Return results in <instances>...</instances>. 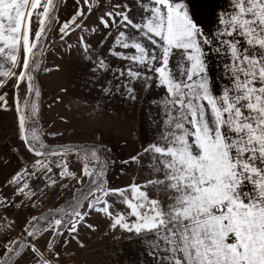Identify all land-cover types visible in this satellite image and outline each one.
Returning a JSON list of instances; mask_svg holds the SVG:
<instances>
[{"label":"snow or ice","instance_id":"6c2138e0","mask_svg":"<svg viewBox=\"0 0 264 264\" xmlns=\"http://www.w3.org/2000/svg\"><path fill=\"white\" fill-rule=\"evenodd\" d=\"M69 2L0 0V111H14L19 161L0 209L32 210L0 213V264H67L101 226L139 249L138 264H264V0L207 13L197 0H71L61 20ZM53 46L97 95L46 133L38 77L61 71L45 65ZM144 101L139 146L115 156L112 132ZM117 160L133 170L123 185L109 179ZM50 193L68 195L35 214Z\"/></svg>","mask_w":264,"mask_h":264},{"label":"rangeland","instance_id":"374dc122","mask_svg":"<svg viewBox=\"0 0 264 264\" xmlns=\"http://www.w3.org/2000/svg\"><path fill=\"white\" fill-rule=\"evenodd\" d=\"M198 6L204 13L215 5L217 8L226 7L227 0H197ZM72 11L71 0L67 9L61 8L60 19L63 20ZM205 22L209 28L214 29L215 24L212 23L210 17L205 15ZM75 39V38H73ZM45 65L47 67L56 68L57 65L61 67V71L53 70L51 73L42 71L38 77V83L41 87V111H40V128L43 132L50 133L53 131L59 132L65 129V125L61 120V116L74 114L78 111V106L83 105L86 101L91 102L97 95L96 92L89 91V87L85 85V70L78 68L74 62H69L67 59H61L60 53L56 51L55 46L51 49V54L47 56ZM210 72L217 85L220 84V73L222 71L221 65L217 62L215 56L209 60ZM61 86L69 89L67 95H62L63 103L56 104L53 101V96L59 92ZM155 93L150 94L154 96ZM12 94H9V102L11 103ZM49 104L52 107L49 108ZM148 110L147 101L143 102L142 106L132 111L129 110L127 118L119 131H113L110 139V146L113 147L115 156L127 157V152L131 151L133 147H138L137 137L143 136L146 128L145 115ZM7 119L11 118V113H7ZM106 139L108 133H105ZM81 143L91 144L93 139L91 136L73 137ZM127 141V150H122L119 145H124ZM55 143V141H50ZM13 145V144H12ZM8 146L5 151H1L0 147V161L7 160L9 163L4 165L0 163V184L5 181V178L11 174L18 167L17 156L10 151L11 146ZM132 169H127V172L122 174L119 171V161L117 160V168L113 169L109 179L116 184H126L129 181ZM46 200L35 214H38L43 209H50L57 207L67 196V193L61 194L58 197L52 196ZM12 210V211H11ZM7 210L8 214L14 216L18 221L27 215L31 209H26L24 212H19L15 209ZM104 229L101 226L97 233H81V237L87 244L86 249H79L75 242H73L68 251L65 253L67 264H138L139 249L135 245H129L122 240H117L111 237L102 235ZM146 259V257H145Z\"/></svg>","mask_w":264,"mask_h":264},{"label":"crops","instance_id":"0c3cea01","mask_svg":"<svg viewBox=\"0 0 264 264\" xmlns=\"http://www.w3.org/2000/svg\"><path fill=\"white\" fill-rule=\"evenodd\" d=\"M9 112L11 113V118L7 119L6 118L8 116L7 113H9ZM9 112L5 113L3 111H0V147H1V151H5V149L8 146L16 143V136H15V129H14V111H9ZM3 183L4 182H2L0 185H2ZM46 210H48V208L43 209L42 211H46Z\"/></svg>","mask_w":264,"mask_h":264},{"label":"built area","instance_id":"2783aa9c","mask_svg":"<svg viewBox=\"0 0 264 264\" xmlns=\"http://www.w3.org/2000/svg\"><path fill=\"white\" fill-rule=\"evenodd\" d=\"M0 213H4V214H7V215H10V214H8L7 210H4V209H0Z\"/></svg>","mask_w":264,"mask_h":264}]
</instances>
